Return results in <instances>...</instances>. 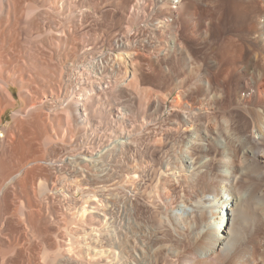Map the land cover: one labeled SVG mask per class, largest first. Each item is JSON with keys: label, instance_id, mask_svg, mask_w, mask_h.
Listing matches in <instances>:
<instances>
[{"label": "bare ground", "instance_id": "6f19581e", "mask_svg": "<svg viewBox=\"0 0 264 264\" xmlns=\"http://www.w3.org/2000/svg\"><path fill=\"white\" fill-rule=\"evenodd\" d=\"M223 1L135 21L144 0H115L119 31L99 34V0H0V264H264V0H232L250 20L222 39ZM192 30L222 48L171 88L172 63L197 66Z\"/></svg>", "mask_w": 264, "mask_h": 264}, {"label": "rangeland", "instance_id": "374dc122", "mask_svg": "<svg viewBox=\"0 0 264 264\" xmlns=\"http://www.w3.org/2000/svg\"><path fill=\"white\" fill-rule=\"evenodd\" d=\"M114 1L115 0H99V8L98 9H96V15H97V18H95V17H92L91 15H89L87 18H86V27H85V29L86 30H89V28H91L92 27V25H93V27H95V30H96V32H98L99 34L101 33V28L102 29H105V30H108V31H112V32H118L119 31V26L118 25H115V23L113 22V24H110L111 22H110V19L112 18V15L114 16V17H116V16H118L119 14H120V11L118 10V9H116L115 7H114ZM117 1V3L118 4H120V2H121V0H116ZM120 1V2H119ZM231 1L232 0H224L223 2H224V6H225V8L223 9V12H222V21L223 22H225L224 23V25H225V31H224V35H222L221 36V38L223 39V37L224 36H226V34H228V32L230 31V30H232V29H236L237 27H239V26H242L241 27V29L245 26V24H246V22H247V20L249 21L250 19H247L248 17H249V15L251 14V12H252V10H249L248 8H246L245 7V9L243 10V8H239V9H237V11L234 9V7L232 6V4H231ZM159 5H161L160 4V2H157V0H144V5L143 6H140V8L138 9V12H136L135 13V15H134V17H133V19L136 21L137 19H138V17L139 18H150V16L152 17V18H156V16L158 15V14H160V12H158V11H160L159 10V7L161 8V6H159ZM145 7V8H144ZM151 7V8H150ZM116 9V10H115ZM239 10V11H238ZM118 12V13H116V12ZM144 11V12H143ZM242 11H243V13H242ZM143 13V14H142ZM146 15H145V14ZM247 15H246V14ZM151 14V15H150ZM157 14V15H156ZM238 14H239V16H238ZM102 17H101V16ZM116 15V16H115ZM154 15V16H153ZM244 15V16H243ZM246 15V16H245ZM135 16H136V18H135ZM236 16H237V18H236ZM240 16H242V17H240ZM107 17V18H106ZM245 17V18H244ZM247 17V18H246ZM93 18V19H92ZM235 18V19H234ZM96 19V20H95ZM234 20H236V22L234 21ZM233 21H234V23H233ZM244 21V22H243ZM246 21V22H245ZM103 22V23H102ZM245 23V24H244ZM243 24H244V26H243ZM248 25H249V22L247 23ZM101 27V28H100ZM246 27V26H245ZM194 29H196V28H194ZM193 32V33H192ZM193 34V35H192ZM221 34V33H220ZM223 34V33H222ZM188 35H190V36H188ZM188 35H186L187 36V38H185L186 36L185 35H183L182 37H181V40L182 39H184V41H186V43L187 44H190V46H191V48H192V52H194L193 53V57H195L194 59L196 60V64H197V66L196 65H193L192 66V68L190 69H188L187 71L184 69V68H182V66L180 67L179 66V61L177 60V62L176 63H172V65L173 66H171V67H174L175 69H177V72L178 73H176V75L173 77V79L175 80H173V79H170V81H169V83H167V84H169V86L172 88V87H177L178 85H182V86H187V84L189 85V83H191L192 81H194V79L197 77V73L199 74L200 72H201V70L202 69H204L205 68V66H206V63H207V61L206 60H208V57L210 56V54H212V52H218L221 48H222V40H221V38H220V40H219V42L217 41L215 44H213V43H210V41H209V39L208 38H205V40H203L204 38H200L197 34H195V31H190V34H188ZM198 37H197V36ZM147 36H149V37H147ZM146 37H147V40H148V38H149V40H150V42H151V45L152 46H154L155 48H158V47H160L159 45H162L159 49L161 50V48H163L164 46H165V39H166V37L164 36H162V37H150V35H147ZM195 36V37H194ZM152 38V39H151ZM191 38V39H190ZM163 39V40H162ZM192 39H195V40H192ZM104 40H106V38L104 39ZM157 40V41H156ZM191 40V41H190ZM153 41V42H152ZM164 43H163V42ZM220 42H221V44H220ZM161 43H163V44H161ZM158 44V45H157ZM164 45V46H163ZM212 46V47H211ZM214 46V47H213ZM213 48V49H212ZM212 50V51H211ZM210 53V54H209ZM197 58V59H196ZM200 62V63H199ZM170 63H171V61H170ZM169 63V64H170ZM201 64V66L199 67V65ZM178 67V68H177ZM193 67H195V68H193ZM197 67L199 68L198 70H197ZM180 68V69H179ZM200 68H202V69H200ZM193 69H194V71H193ZM238 69H239V67H238ZM181 70V71H180ZM192 70V71H191ZM189 71H191L190 73H189ZM195 71H198V72H195ZM192 72H194L195 73V75H196V77L194 76V73H192ZM182 73V74H181ZM193 74V75H192ZM185 75V76H184ZM236 71L235 72H229V74L227 75V77L225 78V80H224V84H226V93L224 94V96H223V98H221L222 100H223V102H221L222 103V105L224 106V108L226 109V110H229V111H232V109H234V105H233V101L231 100L232 99V97L230 98V96H232L233 95V88H235V79H236ZM191 77V78H190ZM193 77H194V79H193ZM188 78H190V79H188ZM172 80V81H171ZM179 80H181L182 81V83H181V81H179ZM179 81V82H178ZM184 82H186L185 83V85L183 84ZM176 83V84H175ZM177 83H178V85H177ZM180 83V84H179ZM175 84V85H174ZM145 86V85H144ZM151 87V88H150ZM144 88H147V90L149 91L150 90V92L151 93H153L154 95H155V97L156 98H160L159 100H162V101H164V103H165V106H164V109H163V111H162V117H161V119L163 120V119H165L166 117H167V115L168 114H171L172 112H174V110H173V108H172V98L176 95V92L174 93L173 92V94H172V96H171V98H168V99H166L165 97H164V95H163V91H161L160 89H158L155 85H146ZM134 91V90H133ZM162 93V94H161ZM152 97V96H151ZM151 97H149L148 98V101L146 102V103H144V104H142V106L140 107V110H139V112H140V114L144 117V121L146 122V123H150L151 121L150 120H152V117H153V115H154V113H155V109H154V107H153V105H154V98L155 97H153V98H151ZM200 98V99H199ZM166 99V100H165ZM196 100V101H195ZM187 101L188 102H190L191 104H193V105H195V107L197 108L198 107V109H203V108H206V103H207V100H206V98H202V97H200V96H197V97H195V98H193V97H187ZM231 102V103H230ZM171 103V104H170ZM143 107V108H142ZM153 107V108H152ZM202 107V108H201ZM154 109V110H153ZM173 111H172V110ZM150 111V112H149ZM152 111V112H151ZM171 111V112H170ZM95 117V116H94ZM150 122H149V121ZM148 121V122H147ZM153 123V122H152ZM92 125H90L91 127H92V129H97V130H100V132H104L105 131V126H104V124H102V122H101V125H100V121L95 117V120L93 121V123H91ZM94 129V130H95ZM104 130V131H103ZM108 133H110V131H105V134H108ZM161 139L160 138H156V139H154L152 142L154 143V145L156 146V147H160V146H162L163 144H162V140L160 141ZM160 142V143H159ZM159 145V146H158ZM144 187H145V185H144ZM242 215H240V216H238L237 217V219H238V222H237V220H236V223H240L241 222V220L243 219H247L248 218V221L250 220L249 218H250V216H251V214H252V210H250V211H248V212H246V213H244V211H243V213H241ZM247 215H250V216H247ZM242 217V218H241ZM252 218V217H251ZM43 262V263H41V262ZM37 263L38 264H44V260H42L41 258H39L38 259V261H37Z\"/></svg>", "mask_w": 264, "mask_h": 264}]
</instances>
